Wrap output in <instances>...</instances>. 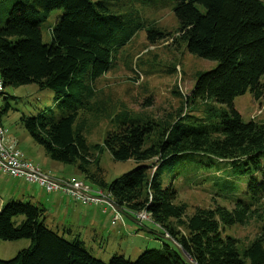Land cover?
Returning <instances> with one entry per match:
<instances>
[{
    "label": "trees",
    "instance_id": "16d2710c",
    "mask_svg": "<svg viewBox=\"0 0 264 264\" xmlns=\"http://www.w3.org/2000/svg\"><path fill=\"white\" fill-rule=\"evenodd\" d=\"M171 1L178 42L216 65L198 72L182 107L160 121L127 118L124 111L102 143L89 145L83 134L84 114L95 111V81L143 24L117 2L0 0V76L5 88L36 84L53 94L50 106L22 113L18 121L50 160L74 166L127 214L148 212L159 226L154 232L169 234L196 264H264V223L245 246L226 232L253 219L264 221V121H245L234 106L247 91L254 98L263 93L264 0ZM56 9L63 13L51 28L50 42H43L41 25ZM163 37L157 29L147 34L150 42ZM3 99L0 122L8 136L2 114L10 104ZM189 104L201 105L204 117L184 113ZM157 126L161 129L154 134ZM8 141L19 145L14 136ZM104 151L115 161L138 164L107 182L99 164ZM189 159L219 195L233 200L232 207H196L188 214L187 205L176 202V188L163 187L161 175L176 172ZM45 210L20 199L1 205L0 240L30 244L0 264H188L161 236L162 247L145 249L135 260L116 253L103 261L75 230L49 227Z\"/></svg>",
    "mask_w": 264,
    "mask_h": 264
},
{
    "label": "rangeland",
    "instance_id": "374dc122",
    "mask_svg": "<svg viewBox=\"0 0 264 264\" xmlns=\"http://www.w3.org/2000/svg\"><path fill=\"white\" fill-rule=\"evenodd\" d=\"M108 1L117 2L121 11L128 10L143 24L131 40L115 53L111 68L94 83L97 91L95 111L93 110V114L90 112L84 114L88 120L83 134L89 145L102 143L107 132L117 129L118 120L123 118L120 117L121 112L125 111L127 118H151L154 121H160L166 115L176 112L189 95L197 73L212 69L216 65L213 60L191 54L184 44L178 42L176 39L178 21L173 12L175 5L173 1ZM62 13L61 9L52 10L42 23L43 42H50L51 28ZM150 29H157L164 33V37L155 42L148 41L147 34ZM260 82L263 86V93L259 98H254L251 92L247 91L234 99V106L245 121L250 119L258 122L264 121V74ZM5 92V96L0 97V104L4 106L3 97L7 96L10 108L2 114V122L7 128L8 136L16 137L20 142V149L30 154L34 161L40 164L41 158L45 157L42 148L33 142L18 121L22 113L29 116L37 113L39 109L50 106L54 96L47 90H39L36 84L6 87ZM201 107L198 105L194 108L192 104H189L183 107V112L192 114L194 118L204 117L205 114ZM160 129L161 127L157 126L154 134L159 133ZM5 137L7 139L6 135ZM99 160L107 182L120 177L138 164L134 159L115 161L108 151L100 153ZM48 161L52 163L49 165L51 168L60 165L58 162ZM185 162L186 164L178 165L176 172L164 170L161 181L163 187L172 185L176 188L178 193L176 202L185 203L188 214L192 213L196 207H211L216 204L233 206V200L219 195L217 187L211 186L212 181L205 179V174L198 170L193 159L185 160ZM140 163L149 164L150 161ZM67 166H65L66 173ZM51 168L50 172L57 176V171ZM72 178L83 180L92 189L97 187L78 171ZM13 181L15 178L0 174V201L7 202L10 199L3 192L2 185ZM22 181L25 185L33 186L34 184ZM20 200L26 202L28 197L20 198ZM103 206L107 211L106 214L100 212L99 218L105 222L104 240L92 242L90 236L86 239V246L95 257L107 262L117 253L130 260H135L143 250L160 248L163 242H166L165 239L160 240L159 234L154 232L159 229V226L151 220V217L142 218L134 212L130 213L132 216L128 214L131 219L120 211H118L120 214H117V210L107 203ZM263 223L264 221L253 219L247 225L237 224L229 227L226 232L236 237L241 246H245L255 237ZM165 235L169 236L167 233ZM29 244L28 239L0 240V260L13 258L17 252L27 248Z\"/></svg>",
    "mask_w": 264,
    "mask_h": 264
},
{
    "label": "crops",
    "instance_id": "0c3cea01",
    "mask_svg": "<svg viewBox=\"0 0 264 264\" xmlns=\"http://www.w3.org/2000/svg\"><path fill=\"white\" fill-rule=\"evenodd\" d=\"M10 137L11 136H7V140L10 139ZM17 146L20 148L19 145ZM37 149L40 150L39 148ZM24 153L28 159L38 164L43 173L53 178L68 179L75 175L76 169L73 166L70 167L60 163V165H56L51 168L49 165L52 163L48 161L50 159L46 155L41 158V162L39 164L34 161L30 154L26 152ZM51 162L55 161L51 160ZM65 166L68 167L67 173ZM50 168L57 171V176L50 172ZM22 182L23 181L21 179L15 178V181L12 183L7 182L2 185V190L10 199L28 197V201L43 206L46 209L45 223L51 228H56L60 231L63 227L71 228L80 234L85 243L88 236H90L92 242L104 240L105 235L103 230L106 229L105 222L99 218L101 216L100 212L104 214L107 211L103 206L104 203L83 204L82 202L76 200L71 194H67L62 191L47 192L44 188L38 186L37 184H33L32 186L22 184ZM2 201L3 200L0 201V204L4 203V201ZM83 232H85V234H83Z\"/></svg>",
    "mask_w": 264,
    "mask_h": 264
},
{
    "label": "built area",
    "instance_id": "2783aa9c",
    "mask_svg": "<svg viewBox=\"0 0 264 264\" xmlns=\"http://www.w3.org/2000/svg\"><path fill=\"white\" fill-rule=\"evenodd\" d=\"M5 87L0 76V97ZM0 173L18 178L26 182L37 184L47 192L62 191L71 194L83 204L107 203L110 196L102 189H92L90 185L81 179L53 178L43 173L38 164L28 159L20 148L5 138V131L0 122ZM111 206V205H110ZM117 214H120L116 211ZM142 218L150 217L146 211L137 212ZM149 215V216H147Z\"/></svg>",
    "mask_w": 264,
    "mask_h": 264
},
{
    "label": "water",
    "instance_id": "95a60500",
    "mask_svg": "<svg viewBox=\"0 0 264 264\" xmlns=\"http://www.w3.org/2000/svg\"><path fill=\"white\" fill-rule=\"evenodd\" d=\"M108 202L110 203L111 206H113L117 211H120L121 213L128 215L123 209H121L120 207H118L113 201L108 200ZM129 216V215H128ZM130 217V216H129ZM131 218V217H130ZM132 219V218H131ZM161 237H164L165 239H167L168 241L173 242V244L176 246V248L178 249V251L180 252L182 258L184 259V261H186L188 264H196L194 262V260L190 257V255L174 240H172L171 237L167 236V235H160Z\"/></svg>",
    "mask_w": 264,
    "mask_h": 264
}]
</instances>
